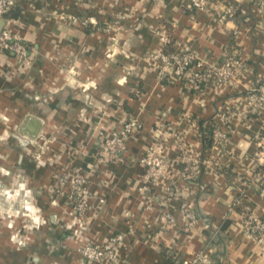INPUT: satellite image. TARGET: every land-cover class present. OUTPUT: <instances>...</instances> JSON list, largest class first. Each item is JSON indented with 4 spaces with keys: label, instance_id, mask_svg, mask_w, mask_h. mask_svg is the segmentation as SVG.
<instances>
[{
    "label": "crops",
    "instance_id": "obj_1",
    "mask_svg": "<svg viewBox=\"0 0 264 264\" xmlns=\"http://www.w3.org/2000/svg\"><path fill=\"white\" fill-rule=\"evenodd\" d=\"M208 1L190 11L183 0H16L10 27L31 65L0 53V264H92L78 243L118 235L114 264H183L199 254L201 264H264V237L249 239L242 227L245 217L264 221V106L251 113L248 98L264 84V11L257 0ZM230 8L237 17L220 21ZM169 30L172 50L190 43L211 65L235 53L246 67L227 88L160 80L153 57L166 51ZM220 114L227 136L210 145ZM133 118L142 129L123 158L101 160L105 140ZM30 121H39L34 137ZM155 141L170 164L157 185L139 163ZM185 150L200 162L193 181L181 176ZM75 175L88 180L83 214L66 180ZM183 205L199 216L192 228Z\"/></svg>",
    "mask_w": 264,
    "mask_h": 264
},
{
    "label": "built area",
    "instance_id": "obj_2",
    "mask_svg": "<svg viewBox=\"0 0 264 264\" xmlns=\"http://www.w3.org/2000/svg\"><path fill=\"white\" fill-rule=\"evenodd\" d=\"M100 0H77L80 5L91 6ZM208 0H183V5L190 11L207 10ZM16 7V0H0V22L3 26L0 28V53L11 55L22 66L31 65V53L24 39L10 27L14 20L10 18V13ZM257 7L264 11V0H257ZM234 14V9L226 10L220 17V21H227ZM122 15L120 19H124ZM66 17L71 21H79L85 27H98V22L92 17L79 18L68 14ZM161 41L167 47L163 53L154 55L155 61L162 67L160 70V80L175 78L181 80L185 88L189 91H201L206 85L214 84L220 88H227L237 73L246 67L241 58L235 53L228 54L220 64L211 65L207 61L199 58L190 43L180 46V51L170 50L168 45L171 43V35L163 31ZM248 98L252 104L251 113H256L259 108L264 106V84L252 89ZM219 125L216 127L213 139H225L226 134L222 132V127L228 123L229 117L220 114ZM142 129V124L138 118L125 121L121 128L105 140V143L99 154L103 161H114L123 158L126 150V143L129 138L137 136ZM179 138V136H176ZM179 140V139H178ZM183 165L182 178L187 181H193L199 172L200 162L195 154L185 150L180 160ZM140 165L145 171V180L149 184L157 185L158 181L167 179V171L170 168L169 158L165 154V145L155 141L147 151L139 158ZM73 189V202L75 210L83 214L88 206V180L83 175L66 177ZM246 184L245 182L243 183ZM171 192H173L170 189ZM173 194L177 196V191ZM183 215L188 221V228H192L199 220V216L193 209L183 205ZM242 227L249 239H255L261 242L264 237V221L256 217H245L242 221ZM124 237L121 235L113 236L104 243L84 242L78 243L77 253L87 263H105L114 264L117 260V251L122 245ZM204 261L202 254L195 256L191 261L183 264H201Z\"/></svg>",
    "mask_w": 264,
    "mask_h": 264
},
{
    "label": "trees",
    "instance_id": "obj_3",
    "mask_svg": "<svg viewBox=\"0 0 264 264\" xmlns=\"http://www.w3.org/2000/svg\"><path fill=\"white\" fill-rule=\"evenodd\" d=\"M15 9V8H14ZM14 9H13V11H14ZM234 9V14H233V16L231 17V18H229V20H233V19H235L236 17H237V15H238V9H235V8H233ZM13 11L10 13V18H12L13 19ZM171 32H170V30H169V34H170ZM171 35V34H170ZM171 43L168 45V48L170 49V50H172V47H173V45H174V42H173V39H172V36H171ZM260 85H262V84H260ZM257 87H259V85L257 86ZM257 87H255V88H257ZM212 133V132H211ZM212 141H213V138H211V141H209L208 142V144H212ZM205 222L207 223V226H209V228H210V226L212 225V221H211V219L210 218H205ZM210 231V233L211 234H213V232L214 231H212L211 229H209L208 230V232Z\"/></svg>",
    "mask_w": 264,
    "mask_h": 264
},
{
    "label": "water",
    "instance_id": "obj_4",
    "mask_svg": "<svg viewBox=\"0 0 264 264\" xmlns=\"http://www.w3.org/2000/svg\"><path fill=\"white\" fill-rule=\"evenodd\" d=\"M3 26V23L0 22V28ZM39 130V121H30L27 125V128L25 129V133L29 137H34L37 135V132Z\"/></svg>",
    "mask_w": 264,
    "mask_h": 264
},
{
    "label": "rangeland",
    "instance_id": "obj_5",
    "mask_svg": "<svg viewBox=\"0 0 264 264\" xmlns=\"http://www.w3.org/2000/svg\"><path fill=\"white\" fill-rule=\"evenodd\" d=\"M16 200H18V199H16ZM14 210V209H13Z\"/></svg>",
    "mask_w": 264,
    "mask_h": 264
}]
</instances>
